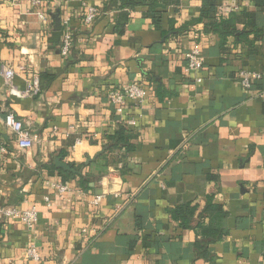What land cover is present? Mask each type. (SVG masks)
I'll return each mask as SVG.
<instances>
[{
    "label": "crops",
    "instance_id": "1",
    "mask_svg": "<svg viewBox=\"0 0 264 264\" xmlns=\"http://www.w3.org/2000/svg\"><path fill=\"white\" fill-rule=\"evenodd\" d=\"M42 1L45 21L26 0L0 4V71L15 72L19 92L40 86L16 97L0 72V209L38 212L33 230L0 216V264H264V34L249 23L264 31V11L252 0H216V22L234 25L222 45L201 0ZM87 7L98 11L89 25ZM194 45L204 67L186 75L183 55ZM241 70L261 79L243 90ZM132 82L146 99L118 111L108 94ZM7 111L28 129L30 149L5 127ZM128 119L133 150L107 153ZM208 199L224 212L215 220L219 240L194 225ZM187 204L197 210L182 228L169 210ZM31 246L37 261L26 255Z\"/></svg>",
    "mask_w": 264,
    "mask_h": 264
},
{
    "label": "built area",
    "instance_id": "2",
    "mask_svg": "<svg viewBox=\"0 0 264 264\" xmlns=\"http://www.w3.org/2000/svg\"><path fill=\"white\" fill-rule=\"evenodd\" d=\"M5 1H9L12 5H19L21 0H0V4L4 3ZM26 1L33 9L32 14H34L41 21H45L47 19V12L45 10V6L42 0ZM97 14L98 11L95 8L87 7L84 16V23L86 25L91 24ZM62 27L64 29V32L61 40L60 55L63 58H67L72 47V36L68 29V21H64L62 23ZM183 56L185 60L184 72L186 75L192 73H199L203 70L204 60L198 45H194L191 49L185 52ZM0 72L3 78V83L8 88V91L11 95L21 98L38 94L39 87L37 80H35L32 84H29L25 91L19 92L14 88L12 83V79L15 75V72L5 66L1 67ZM238 79L241 88H243V90H249L254 82H257L261 79V75L258 73L241 70L238 73ZM196 81H199V79H197ZM145 99L146 91L144 90V88L134 82L119 88H114L108 94L109 103L118 111H122L128 102L134 103L136 105H141L143 104ZM3 122L5 127L11 132V134L16 139L17 146L20 150H27L33 146V141L30 138V133L28 129L24 128L23 123L15 117L12 111H7L5 113ZM124 125L128 129L132 130L135 127L136 123L133 119H128L125 120ZM0 152H4V148H0ZM53 189L60 195L69 192V187L67 185H54ZM101 199L102 196L95 197L92 201V204L98 205L101 202ZM44 201L47 207H49V198L45 197ZM0 216L4 219L18 220L23 226H25L29 230H33L34 226L38 222V212L35 208H31L29 210H19L16 208L0 209ZM26 255L28 258H31L35 261L39 260L36 248L34 246H31L27 249Z\"/></svg>",
    "mask_w": 264,
    "mask_h": 264
},
{
    "label": "trees",
    "instance_id": "3",
    "mask_svg": "<svg viewBox=\"0 0 264 264\" xmlns=\"http://www.w3.org/2000/svg\"><path fill=\"white\" fill-rule=\"evenodd\" d=\"M202 1V16L208 17L210 24L208 25V31L215 32L220 37V42H225L227 36H229L234 29V25H232L233 20L227 21V22H216V18L219 17L218 15V1L216 0H201ZM244 1V0H242ZM254 6L257 8V10L264 11V0H252ZM251 19L254 17V13L248 15ZM232 19V18H231ZM251 28L253 29V32L255 35H262L264 34V31L262 29L256 28V26L253 24V20L249 22ZM40 88V86H39ZM132 130L128 129L127 127L122 126L119 128V130L114 134L109 136L108 138V144L106 145V152L112 153L113 151H119L124 149L125 151H132L133 146L130 145L126 141V136L130 134ZM196 206H192L190 204L178 206L175 207L172 210H169V213L171 217L175 221H179L182 228H190V225L192 224L194 215L196 213ZM200 219L194 224L196 227L201 228L200 236L203 238L208 237L214 240H219L222 238V234L218 231H215V220L219 221L224 216V212L222 209L218 206L212 205L210 199L207 200L206 207L203 209L201 214L199 215ZM208 219V225L204 226L201 220ZM136 226L137 228H140L141 226V220L139 218H136Z\"/></svg>",
    "mask_w": 264,
    "mask_h": 264
},
{
    "label": "water",
    "instance_id": "4",
    "mask_svg": "<svg viewBox=\"0 0 264 264\" xmlns=\"http://www.w3.org/2000/svg\"><path fill=\"white\" fill-rule=\"evenodd\" d=\"M52 17H53L54 24H55L54 30H55V31H60L59 11H57L54 15H52ZM102 153H103V152L98 153V154L95 155L93 158H89V159L85 162V165L88 166L89 164H91V163H92L93 161H95L96 158L99 157ZM55 165H56L57 167L62 168L63 170H65V171L68 172V173H76V172H75L74 170H72L69 166H67V165H65V164H63V163H61L59 159H56V161H55ZM76 174L79 175L80 173H76Z\"/></svg>",
    "mask_w": 264,
    "mask_h": 264
}]
</instances>
